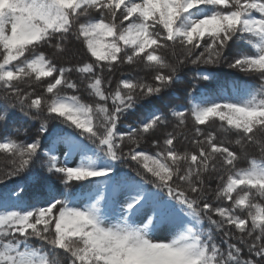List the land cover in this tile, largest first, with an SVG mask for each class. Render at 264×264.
Wrapping results in <instances>:
<instances>
[{"label":"snow or ice","instance_id":"snow-or-ice-1","mask_svg":"<svg viewBox=\"0 0 264 264\" xmlns=\"http://www.w3.org/2000/svg\"><path fill=\"white\" fill-rule=\"evenodd\" d=\"M221 64L257 82L165 101ZM17 109L39 126L0 137V264H264V0H0Z\"/></svg>","mask_w":264,"mask_h":264},{"label":"trees","instance_id":"trees-1","mask_svg":"<svg viewBox=\"0 0 264 264\" xmlns=\"http://www.w3.org/2000/svg\"><path fill=\"white\" fill-rule=\"evenodd\" d=\"M43 50L46 52H51V49L45 48ZM203 67L205 66H201V68ZM209 70L218 74V80H212V81L194 80L193 77L196 75V71H197L196 67L192 65L181 67L178 73L179 76L181 77V82L175 84L173 89H170L163 94L165 101L170 103L172 107H175L176 105L185 104L186 103L185 90L187 89L191 91L190 86H194L197 92L201 88L208 90V91H216L218 90L219 85L223 84L224 81H228L226 90H230L231 81L233 79H235L236 82L241 85L244 82L253 83V84L257 82L254 77H249V76H246L244 73H239L233 69H229L226 64H221L219 67L210 68ZM123 72L125 73V75L127 74L136 75V73L132 72V69L129 68L128 66H125L123 68ZM74 78H75V74H74ZM119 78H120V73L118 72L113 77V87L115 86V83ZM169 93H172V94L169 95ZM152 102L157 104V106H160V103H161L160 101H156V100H153ZM146 103H147L146 101H141V104H146ZM38 126H39L38 120L37 121L26 120V118L22 117L21 113L17 109L15 110L13 116L6 123L0 122V137H3L5 134H13L14 128H22V129L27 128L28 129L27 136L23 132H21L19 136H17L16 138L22 141L30 140L34 136L35 131L38 128ZM48 127H49V132H51L53 129H56L58 127H64V126L61 125L59 121L50 120ZM189 127H191V125H189ZM42 143H43V138H42ZM141 147L149 151H155V149H153L151 145L147 142L143 143ZM251 152L254 155H258V153L256 152L254 148L251 149ZM5 167H6V161L3 159L2 156H0V170H2ZM131 168L132 166H130L128 163L119 164L120 170L130 171ZM53 179H56V178L53 177ZM18 181H19V178H13L10 180H6L4 181V183H0V189H3L5 184H7L8 186H12Z\"/></svg>","mask_w":264,"mask_h":264},{"label":"rangeland","instance_id":"rangeland-1","mask_svg":"<svg viewBox=\"0 0 264 264\" xmlns=\"http://www.w3.org/2000/svg\"><path fill=\"white\" fill-rule=\"evenodd\" d=\"M58 148H59L60 151H63L64 145H59Z\"/></svg>","mask_w":264,"mask_h":264}]
</instances>
